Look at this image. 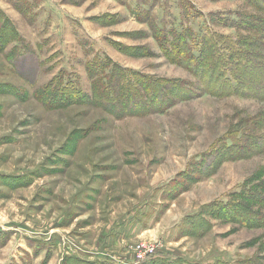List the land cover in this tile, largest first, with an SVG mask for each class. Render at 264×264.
Returning <instances> with one entry per match:
<instances>
[{
	"label": "rangeland",
	"instance_id": "374dc122",
	"mask_svg": "<svg viewBox=\"0 0 264 264\" xmlns=\"http://www.w3.org/2000/svg\"><path fill=\"white\" fill-rule=\"evenodd\" d=\"M0 264H264V0H0Z\"/></svg>",
	"mask_w": 264,
	"mask_h": 264
},
{
	"label": "trees",
	"instance_id": "16d2710c",
	"mask_svg": "<svg viewBox=\"0 0 264 264\" xmlns=\"http://www.w3.org/2000/svg\"><path fill=\"white\" fill-rule=\"evenodd\" d=\"M188 39H190V37H187V36L181 37V42L183 43V46H184L183 50L185 52V53H183L184 56L188 55V57L194 61L195 59L197 60V59L206 55L203 53L204 51H207V50L203 51V48L205 45V43H204L205 39L204 38H202V41L200 42L201 46L198 49V53L196 55L193 54L191 46L188 45ZM217 57H220V56H217ZM229 58L230 59H228L226 61L224 60L222 62H218V60H216L218 63L214 64V68L216 69V72L218 73V75H220V79H219L220 80V86L225 87L224 90H228V91H230L233 88L240 86V84L242 83V79L237 78L236 71H235L236 68H234L232 65L233 62H231L232 61V55L231 54L229 55ZM211 59L213 60V58H211ZM233 61H237V62H239V64H240V62H242V61H239L237 59L233 60ZM237 71L241 72L240 70H237ZM131 89H132V87H131ZM105 99L106 100H104V102L100 101L101 106H103V107L108 106V104L111 103V100H112V98H110V97H105Z\"/></svg>",
	"mask_w": 264,
	"mask_h": 264
}]
</instances>
